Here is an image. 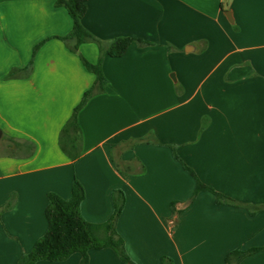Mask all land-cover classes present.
I'll return each instance as SVG.
<instances>
[{
  "label": "crops",
  "instance_id": "1",
  "mask_svg": "<svg viewBox=\"0 0 264 264\" xmlns=\"http://www.w3.org/2000/svg\"><path fill=\"white\" fill-rule=\"evenodd\" d=\"M82 23L104 45L134 40L120 56L73 49L56 0H0V264L33 249L48 194L70 199L75 179L89 222L125 193L116 228L136 264H229L264 246V0H87ZM101 57L106 85L78 112L74 160L60 133L96 83L83 58ZM186 166L213 191L195 193ZM89 264L125 263L106 247ZM238 264H264V249Z\"/></svg>",
  "mask_w": 264,
  "mask_h": 264
},
{
  "label": "trees",
  "instance_id": "2",
  "mask_svg": "<svg viewBox=\"0 0 264 264\" xmlns=\"http://www.w3.org/2000/svg\"><path fill=\"white\" fill-rule=\"evenodd\" d=\"M58 6H64L69 11L73 19V28L63 40H74L73 49H77L79 44L86 41H96L102 51L112 56L124 54L130 43L134 40L129 37H118L108 45L95 38L83 25L82 17L87 9V0H56ZM39 45L35 48L38 49ZM83 61L86 67L96 74L95 85L86 91L81 102L75 107L72 116L63 126L60 133V145L62 149L72 158L77 159L81 153L82 134L77 120L80 109L88 102L95 90L103 91L106 85V77L102 70V57L97 64L88 62L85 58ZM28 66L25 70L28 71ZM16 70H12L9 76H15ZM188 170L196 177L195 193L201 190L213 189L204 184L194 172L186 166ZM221 196V195H220ZM86 197L83 184L75 179L72 186V197L64 199L60 195L50 192L48 194V205L46 207V217L48 219V229L46 233L36 241L33 249L28 253H23L18 264H35L40 260L62 261L67 259L73 253H81L80 264H89V251L93 248H112L119 258L125 264H136L126 250L125 241L118 233L116 224L122 213L125 204V193L122 190L114 191L112 201L114 211L111 217L103 223H93L87 221L81 214V204ZM11 206L7 203L4 209ZM1 213V211H0ZM262 247H254L248 250L235 249L226 256V262L229 264H238L246 256L253 254ZM161 264L168 263L166 258L162 259Z\"/></svg>",
  "mask_w": 264,
  "mask_h": 264
},
{
  "label": "water",
  "instance_id": "3",
  "mask_svg": "<svg viewBox=\"0 0 264 264\" xmlns=\"http://www.w3.org/2000/svg\"><path fill=\"white\" fill-rule=\"evenodd\" d=\"M1 132V131H0ZM1 134V133H0Z\"/></svg>",
  "mask_w": 264,
  "mask_h": 264
}]
</instances>
